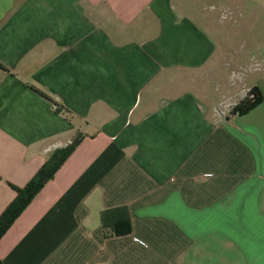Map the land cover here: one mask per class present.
<instances>
[{
  "label": "crops",
  "instance_id": "obj_1",
  "mask_svg": "<svg viewBox=\"0 0 264 264\" xmlns=\"http://www.w3.org/2000/svg\"><path fill=\"white\" fill-rule=\"evenodd\" d=\"M234 15L264 33V0H0V214L8 184L81 136L1 264H264V82L244 86L258 106L220 119L243 85L202 78L227 64L210 33Z\"/></svg>",
  "mask_w": 264,
  "mask_h": 264
},
{
  "label": "rangeland",
  "instance_id": "obj_2",
  "mask_svg": "<svg viewBox=\"0 0 264 264\" xmlns=\"http://www.w3.org/2000/svg\"><path fill=\"white\" fill-rule=\"evenodd\" d=\"M216 18L215 20H217ZM232 27L230 32H214L210 35L214 38L217 44V55H226L224 66H219V62L212 70H206L202 75L205 79L209 93L214 94L220 86H227L228 93L231 94L235 89V85L242 86L240 95H244L248 90L244 86L250 87L264 82V33H243L239 32L238 25L241 23V17L238 15L231 16ZM228 29V27L226 26ZM264 45V44H263ZM235 59L237 64L233 66L230 61ZM221 61V60H220ZM215 69V70H214ZM214 70V71H213ZM200 79V78H199ZM239 79V80H238ZM193 82L198 84V80ZM239 82V83H238ZM216 93V92H215ZM229 95L223 98L218 104H214V112L220 119H226L230 114V109L237 103L238 96ZM214 95H212L213 97ZM221 97H213L217 100ZM211 102V101H210Z\"/></svg>",
  "mask_w": 264,
  "mask_h": 264
},
{
  "label": "trees",
  "instance_id": "obj_3",
  "mask_svg": "<svg viewBox=\"0 0 264 264\" xmlns=\"http://www.w3.org/2000/svg\"><path fill=\"white\" fill-rule=\"evenodd\" d=\"M0 68L2 66L0 65ZM262 102V94L257 86L248 89L245 96L238 101L231 109L230 116H242L253 110ZM52 109L60 112V106L52 102ZM81 136H77L73 141L63 148L56 149L39 168L35 175L23 187H16L8 184L15 192V197L0 214V239L5 235L13 223L27 208L34 197L40 192L44 185L53 179L54 175L66 159L72 154L80 143ZM112 235L120 236L130 233L131 228L128 221L115 223L109 226ZM1 264V263H0Z\"/></svg>",
  "mask_w": 264,
  "mask_h": 264
}]
</instances>
